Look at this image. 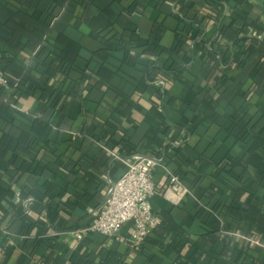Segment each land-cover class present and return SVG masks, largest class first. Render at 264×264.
<instances>
[{"label":"crops","instance_id":"crops-1","mask_svg":"<svg viewBox=\"0 0 264 264\" xmlns=\"http://www.w3.org/2000/svg\"><path fill=\"white\" fill-rule=\"evenodd\" d=\"M0 70V264H264V0H0ZM145 156L189 242L78 240Z\"/></svg>","mask_w":264,"mask_h":264},{"label":"built area","instance_id":"built-area-1","mask_svg":"<svg viewBox=\"0 0 264 264\" xmlns=\"http://www.w3.org/2000/svg\"><path fill=\"white\" fill-rule=\"evenodd\" d=\"M20 81L11 80L0 70V89L9 87L15 89L20 85ZM123 161L126 170L112 184L106 200L95 214L92 223L73 231L78 240L96 233L103 236H116L125 224L131 222L130 235L133 244L135 247H140L152 231L161 224L162 220L155 215L151 200L157 193L154 175L155 169L161 162L150 156ZM167 189L175 197H179L187 186L180 174L169 172ZM252 242L260 243V240L253 238Z\"/></svg>","mask_w":264,"mask_h":264},{"label":"trees","instance_id":"trees-1","mask_svg":"<svg viewBox=\"0 0 264 264\" xmlns=\"http://www.w3.org/2000/svg\"><path fill=\"white\" fill-rule=\"evenodd\" d=\"M158 233L165 235L174 233L180 237L178 250H181L185 244L189 242L188 233L182 229V227L174 220L173 216L169 213L164 214V219L156 230ZM214 239H217L214 237ZM107 264H125L123 259L116 253H111L107 259ZM245 264H263L253 258H246Z\"/></svg>","mask_w":264,"mask_h":264}]
</instances>
